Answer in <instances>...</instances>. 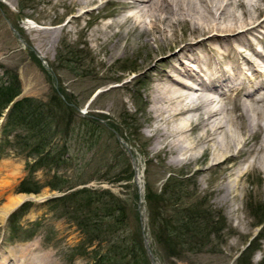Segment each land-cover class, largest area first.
I'll return each mask as SVG.
<instances>
[{
    "label": "rangeland",
    "instance_id": "1",
    "mask_svg": "<svg viewBox=\"0 0 264 264\" xmlns=\"http://www.w3.org/2000/svg\"><path fill=\"white\" fill-rule=\"evenodd\" d=\"M0 1V86L11 77L20 89L7 109L23 99L38 102L42 109L40 120L33 116L26 121L33 130L23 125H9L5 129L7 109L0 114V208L10 198L26 197L23 205L15 206V212L12 209L13 213L0 220V264H98L95 253L103 255L115 241L111 235L102 241L104 233L114 230L101 228L103 236L100 234L97 241L88 242L84 231L62 217L63 205L51 203L52 198L82 188L109 192L101 201L113 209L121 208L123 214L120 210L116 213L122 225L116 224L115 218L103 217L105 213L99 211L102 225L112 222L117 236H125V242L118 240L125 250L142 240L145 231L148 245L152 244L158 255L157 264H235L250 242L256 246L250 262L261 264L264 162L255 160L261 149L258 137L251 138L250 146H256L251 150L245 147L244 153H238L241 145L236 143L240 146H234L231 153L240 157L222 167L211 158L190 165L173 162L171 155L155 146L153 138L154 129L163 126L162 121H154L151 112L154 79L177 75L175 68L183 69V66L199 69L186 52H180L176 60L168 61L167 57L178 53L186 42L196 40L194 37L203 30L216 27L218 11L207 16L209 22L199 14L207 6L214 11L224 4L220 0H195L198 13L188 10L185 3L184 14L159 23L155 31L151 12L140 15L144 22L137 30H133V22L121 29L111 27L130 13H137L120 10L119 0H106V3L99 0L81 6L69 5L68 0ZM252 2H261L262 9L250 8L249 12L230 9L225 15H236L229 19L231 23L241 13L245 18L254 16L264 20V0ZM87 9L91 11L86 13ZM83 13L84 18L76 19L73 26L66 24ZM196 26L204 29L193 31ZM31 29L55 33V43L35 49L33 34H27ZM263 34L264 23L251 37L259 42V49L263 48ZM243 53L250 55L248 51ZM179 78L194 83L183 76ZM56 96L64 103L58 104ZM251 113L246 117L252 123H264L258 118L264 113V98L251 108ZM244 120L225 126L235 135V125L239 121L241 126ZM44 124L46 129L41 126ZM41 129L44 136L51 137L49 147L61 153L63 161L56 167H44L32 173L26 166L36 158L32 146L24 148V141ZM220 137L216 135L217 139ZM254 155L255 158H250ZM197 169H202V173H197ZM135 171L142 175L140 183L134 179ZM175 180L182 182L180 187L175 186ZM23 182L32 183L30 187L37 189L36 194L19 192L18 185ZM52 185L58 190H52ZM146 191L153 195L147 205ZM175 191L181 203L173 201ZM194 203L198 209L213 212L217 216L214 220L222 217L223 230L220 235L209 237L213 248L196 254L186 249L172 254L168 245L154 239L153 233L159 227L158 222L168 225L171 222L177 229L178 219L185 217L183 209ZM86 215V210L80 213L81 217ZM182 219L186 222V218ZM200 237L195 236L192 242L200 244L205 240ZM173 240L183 242L176 237Z\"/></svg>",
    "mask_w": 264,
    "mask_h": 264
},
{
    "label": "bare ground",
    "instance_id": "2",
    "mask_svg": "<svg viewBox=\"0 0 264 264\" xmlns=\"http://www.w3.org/2000/svg\"><path fill=\"white\" fill-rule=\"evenodd\" d=\"M95 1L99 0H68V4L81 6ZM107 1L105 0V3ZM220 1L224 5L219 6L218 9L215 8L213 11L210 6H207L206 10L200 13L195 0H119L117 2L120 4V10L131 12L136 10L137 13L132 12L122 19L121 23L111 25L113 28L117 26L121 29L128 22H133V30H137L144 22L140 15L151 12L152 30L158 31L159 23L164 24L175 15L186 12L185 3L189 5L188 10L200 13L204 20H207L209 14L215 15L217 11L219 12V22L217 21L218 24L214 27L215 29L213 28L214 30H203V33L194 37L196 40L186 42L179 51L176 50L178 53L167 57L168 61L176 60L180 52H186L189 54V60L197 64L199 69L183 66V69L175 68L177 75H161L154 79V108L151 112L155 122L160 120L163 123V126H157L154 129V143L161 152L171 155L173 162L181 165L204 162L211 158L214 164L222 167L240 157L231 153L234 146L238 145L237 148H239L241 145L238 153H244L245 147H250L249 150L254 148L256 145L250 146L251 138L254 136L258 137L257 143L260 141L258 144L261 149L256 158L255 155L250 158L263 159L262 162H264V158L260 157H264L262 146L264 123L260 121L252 123L246 117L252 115L251 108L258 106L264 98V34L263 38L261 37L263 40L261 49L257 46L259 42L251 38L254 32L262 27L264 20L254 19V16L245 18L244 13H241L231 23L229 19L234 14L225 15L230 9L233 12L237 8L247 12L250 8L260 11L262 5L261 2L253 4V0ZM147 8H149L148 11ZM90 11L87 9L86 13ZM84 15L83 13L79 17L74 16L66 24L73 26L76 19H83ZM224 21L226 22L223 23ZM194 29L193 31H197L204 28L196 26ZM27 34H33L32 41L37 50L46 48L56 41H54L55 33L44 30L31 29ZM245 51H248L250 55H244ZM193 73H196L195 76ZM245 75L248 77L246 78ZM179 76L192 80L194 83H185ZM239 111H241L240 115ZM223 115L225 120H222ZM258 118L264 122V113H261ZM237 120H244V122L241 126L238 124L239 121L237 122L238 125L236 124L233 129L234 135L227 130L225 124L234 125ZM218 134L221 135L219 139L216 138ZM226 170L229 168L227 167ZM202 171V169L196 170L197 173ZM141 176L138 172L136 180L139 183ZM25 199V196L8 199L7 203L0 208V220L4 221L9 212L26 201Z\"/></svg>",
    "mask_w": 264,
    "mask_h": 264
},
{
    "label": "trees",
    "instance_id": "3",
    "mask_svg": "<svg viewBox=\"0 0 264 264\" xmlns=\"http://www.w3.org/2000/svg\"><path fill=\"white\" fill-rule=\"evenodd\" d=\"M14 80L15 78L10 77L5 85L0 86V114L3 110L7 109L9 104H11L12 101H14V99L20 94V89L17 81L15 80L14 83ZM56 97L58 104L64 103L61 98H59L58 96ZM39 106L40 104L32 99H23L21 101L13 103L11 107L7 109L8 119L5 129L9 127V125H23L24 127L33 130V128L30 127L31 124L26 123V121L30 118L32 119L33 116V119L40 120L42 115L40 111H42V109H39ZM20 121H22V123ZM41 126L43 129H46L45 124ZM47 128L49 129L48 125ZM42 132V129L37 130L36 133H31V135H29V138L24 141V148L28 149L29 146H32L31 150L35 154L36 160L26 166L27 170L32 173L36 169L51 166L56 167L60 162L63 161V156L61 155V153L53 151L52 148L49 147L51 137L44 136ZM38 138L40 141H37ZM34 140L37 141L35 144ZM48 147L49 150H47ZM175 182V186L180 187L182 182L177 180H175ZM30 184L32 185V183H20L18 185L19 192L36 194L37 189L35 187H30ZM51 187L52 190H58V188L54 185H52ZM186 194L189 195V193ZM108 195V191L96 192L88 190L86 188H82L81 190L70 192L69 194H65L61 197L53 198L51 203H60L61 205H63L62 208H64L65 211L62 217L68 218L72 221V223L76 225V228L78 230L84 231L86 233L85 237L87 238L88 242L92 240L97 241V239L100 238V234L101 236H103V233L100 232L101 228H111L114 230L110 233H104V238L102 239V241L105 242L107 240V235H111L115 241L113 243V246L110 247V249H108L105 253H103V255H98L97 253H95V258L98 264H151L148 253L144 248L143 239L137 241V245L135 243L131 248H129V250L127 248V250H125V248L118 243V240H123L125 242V236H117V229L112 226V222H110V224L102 225V221L100 220L103 218L100 217L101 215H99V211L105 213L103 214V217L115 218L116 224H118L119 226L122 225V221L118 219L119 213H116L120 210L123 214L121 208H118L119 210L113 209V207H110L109 204L104 202L102 203L101 201L104 196ZM179 196L180 195L178 191H175L172 195L173 201L176 203H181ZM80 197L82 198L79 199ZM152 198L153 195L150 193V191H148V193L146 191L144 196V202L146 203V205L149 203V201H151ZM76 199H78L79 201H76ZM71 205H75V207H73L72 209H67V207L69 206V208H71ZM198 208L199 207H197L195 203L185 207L182 212L185 217L182 218H186V222H184L182 218H179L178 222L180 224L177 229L175 227V224H171V222L169 223L170 225L166 224L165 222H158L159 227L157 229L156 223L154 222V227H156V232L153 233L154 239L160 244L162 243L163 245H168V247H170L169 252L172 254L174 252L176 253V251L180 252L183 249L196 254L197 252H202V250L204 249L213 248V242L209 239V237L212 235H220L224 227L223 218L219 217L214 220V217L217 216L213 212L206 208ZM83 210H86L87 215L81 217L80 213ZM261 221H264L263 218L261 219ZM261 232H264V226L262 227ZM200 234L202 235V237L200 238H204L205 240L196 245L192 242V240L195 236H201ZM174 237H176L177 239H183V242L176 243V241L173 240ZM107 242L110 244L109 241ZM251 245L252 242L249 243L248 247L236 259L235 264H251V255L254 251V248L256 247ZM151 249H153L152 244ZM152 253L156 259L158 255L154 250H152ZM261 264H264V260Z\"/></svg>",
    "mask_w": 264,
    "mask_h": 264
},
{
    "label": "water",
    "instance_id": "4",
    "mask_svg": "<svg viewBox=\"0 0 264 264\" xmlns=\"http://www.w3.org/2000/svg\"><path fill=\"white\" fill-rule=\"evenodd\" d=\"M135 170H136V169H135ZM136 178H137V172L135 171L134 179L136 180ZM144 244H145L146 250H147L148 253H149V258H150L152 264H154V262H153V256H152V254H151L150 248H149V246H148L146 240H144Z\"/></svg>",
    "mask_w": 264,
    "mask_h": 264
}]
</instances>
